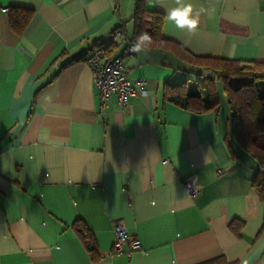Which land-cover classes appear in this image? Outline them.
Masks as SVG:
<instances>
[{
  "label": "crops",
  "instance_id": "crops-1",
  "mask_svg": "<svg viewBox=\"0 0 264 264\" xmlns=\"http://www.w3.org/2000/svg\"><path fill=\"white\" fill-rule=\"evenodd\" d=\"M186 2L205 10L195 32L167 20L174 0H147L164 38L194 55L264 62V0ZM134 4L0 0V264H264L256 166L229 153L225 98L203 112L167 98L166 83L205 72L169 46L137 54L122 42L111 56L122 54L136 92L101 107L85 59L118 27L133 43ZM12 6L32 10L22 33L9 26ZM193 176L196 197L184 188ZM119 219L140 242L130 255L111 254Z\"/></svg>",
  "mask_w": 264,
  "mask_h": 264
},
{
  "label": "trees",
  "instance_id": "trees-1",
  "mask_svg": "<svg viewBox=\"0 0 264 264\" xmlns=\"http://www.w3.org/2000/svg\"><path fill=\"white\" fill-rule=\"evenodd\" d=\"M146 3L147 0H135L132 14L133 42L141 32H148L152 36L149 47L169 46L191 70L206 73L200 83L195 81L192 89L189 86L191 79H184L173 85L166 83L167 91L171 93L167 98L184 108L196 112L216 108L219 100L215 80L220 82L230 111L225 135L229 153L235 159L248 157L254 161L256 168L251 178V186L264 203V62L194 55L180 44L161 35L164 15L148 9ZM6 11L10 28L16 33H22L31 18L32 10L12 6ZM98 45L106 46L108 57L116 48L108 42ZM227 226L239 235L243 221L233 218ZM74 228L80 236L88 238L86 228L81 222L75 223ZM89 246V250L94 252L92 240L89 241Z\"/></svg>",
  "mask_w": 264,
  "mask_h": 264
},
{
  "label": "built area",
  "instance_id": "built-area-1",
  "mask_svg": "<svg viewBox=\"0 0 264 264\" xmlns=\"http://www.w3.org/2000/svg\"><path fill=\"white\" fill-rule=\"evenodd\" d=\"M122 42H125L127 49H129L132 44L123 30H114L108 40V44L117 46ZM85 62L92 71L93 85L99 94L101 107L105 106V102L111 96L116 97L120 106H126L129 97L134 95L136 90L123 65L122 54L108 57L106 55V46L96 45L86 57ZM136 84L143 94L145 81L139 79ZM184 188L189 196L196 197L200 192L201 186L193 176L188 177L184 181ZM140 247L139 240L129 235L123 220H116L113 223L111 254L130 255L133 251L139 250Z\"/></svg>",
  "mask_w": 264,
  "mask_h": 264
},
{
  "label": "clouds",
  "instance_id": "clouds-1",
  "mask_svg": "<svg viewBox=\"0 0 264 264\" xmlns=\"http://www.w3.org/2000/svg\"><path fill=\"white\" fill-rule=\"evenodd\" d=\"M174 3L175 7L165 9L167 20L181 31L195 32L199 27L201 13L205 10L194 9L186 0H174ZM151 43L152 36L148 32H141L131 44L129 51L137 54L146 53Z\"/></svg>",
  "mask_w": 264,
  "mask_h": 264
},
{
  "label": "rangeland",
  "instance_id": "rangeland-1",
  "mask_svg": "<svg viewBox=\"0 0 264 264\" xmlns=\"http://www.w3.org/2000/svg\"><path fill=\"white\" fill-rule=\"evenodd\" d=\"M207 75H208V74H207ZM197 79H198V78H197ZM194 83H195V79H192V81H190V83H189L191 89H192V87H194ZM215 90H216L217 93H218L217 98H218V100H219V102H220L221 100H223V98H225V96H224L223 93H222V89H221V84H220V82H218V83L215 84ZM219 92H220V94H219ZM225 100H226V99H225ZM225 102H226V101H225Z\"/></svg>",
  "mask_w": 264,
  "mask_h": 264
}]
</instances>
